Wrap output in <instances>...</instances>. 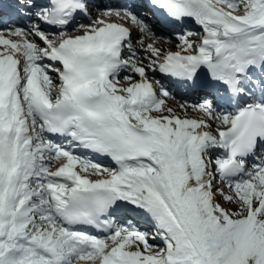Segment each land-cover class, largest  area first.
Here are the masks:
<instances>
[{
  "label": "snow or ice",
  "instance_id": "1",
  "mask_svg": "<svg viewBox=\"0 0 264 264\" xmlns=\"http://www.w3.org/2000/svg\"><path fill=\"white\" fill-rule=\"evenodd\" d=\"M0 264H264V0H0Z\"/></svg>",
  "mask_w": 264,
  "mask_h": 264
},
{
  "label": "bare ground",
  "instance_id": "2",
  "mask_svg": "<svg viewBox=\"0 0 264 264\" xmlns=\"http://www.w3.org/2000/svg\"><path fill=\"white\" fill-rule=\"evenodd\" d=\"M166 45V47H168L169 45L168 44H164V46ZM179 102H182L181 101V98L179 97V96H177L176 97V99L175 100H169V104L171 105V106H176ZM177 111H179V109L177 108ZM189 115L190 116H195L196 115V113H193V112H189Z\"/></svg>",
  "mask_w": 264,
  "mask_h": 264
},
{
  "label": "rangeland",
  "instance_id": "3",
  "mask_svg": "<svg viewBox=\"0 0 264 264\" xmlns=\"http://www.w3.org/2000/svg\"><path fill=\"white\" fill-rule=\"evenodd\" d=\"M165 47V46H164ZM154 243H160L159 241H155ZM162 246V245H161Z\"/></svg>",
  "mask_w": 264,
  "mask_h": 264
}]
</instances>
